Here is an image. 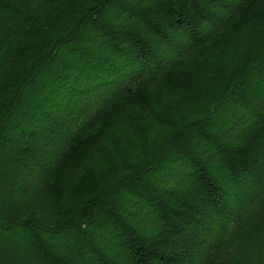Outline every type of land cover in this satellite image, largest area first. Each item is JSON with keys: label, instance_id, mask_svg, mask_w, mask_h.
<instances>
[{"label": "trees", "instance_id": "trees-1", "mask_svg": "<svg viewBox=\"0 0 264 264\" xmlns=\"http://www.w3.org/2000/svg\"><path fill=\"white\" fill-rule=\"evenodd\" d=\"M258 3L0 0V264H205L241 221L259 219L264 25L231 51L223 89L149 120L161 139L133 133L108 152L110 168L89 170L95 184L68 178L101 113L138 101L143 78L247 30ZM26 37L40 45L10 67Z\"/></svg>", "mask_w": 264, "mask_h": 264}, {"label": "rangeland", "instance_id": "rangeland-1", "mask_svg": "<svg viewBox=\"0 0 264 264\" xmlns=\"http://www.w3.org/2000/svg\"><path fill=\"white\" fill-rule=\"evenodd\" d=\"M259 11H264V0L257 4L255 13ZM263 20L264 12L261 16L254 15L247 30L237 27L228 31L223 39H215L209 49L192 53L158 76L143 78L137 88L140 94L138 101L126 100L110 105L96 118L97 129L71 157L69 180L76 184H95L97 176L89 170L97 168L101 174L110 168L108 152L118 151L130 141L133 133H137L140 143L154 135L162 138L165 131L160 128L151 130L150 119L166 115V109L181 107L187 100L209 98L223 89L237 66L231 51L233 53L238 47L245 46L258 35L264 25ZM36 45L40 43L35 38L21 39L10 67L20 66L23 54ZM88 128L92 129L90 123ZM251 213L259 215V219L253 221L249 218L248 224L241 221L225 245L218 248L205 264H255L252 254L258 250L264 252V202Z\"/></svg>", "mask_w": 264, "mask_h": 264}]
</instances>
